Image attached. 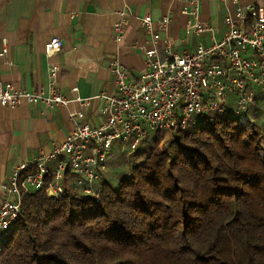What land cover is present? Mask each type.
<instances>
[{
  "label": "trees",
  "instance_id": "obj_1",
  "mask_svg": "<svg viewBox=\"0 0 264 264\" xmlns=\"http://www.w3.org/2000/svg\"><path fill=\"white\" fill-rule=\"evenodd\" d=\"M254 92L241 115L230 104L116 153L94 195L68 168L63 195L24 192L0 264H264V95Z\"/></svg>",
  "mask_w": 264,
  "mask_h": 264
},
{
  "label": "built area",
  "instance_id": "obj_2",
  "mask_svg": "<svg viewBox=\"0 0 264 264\" xmlns=\"http://www.w3.org/2000/svg\"><path fill=\"white\" fill-rule=\"evenodd\" d=\"M218 1L223 12L222 37L189 52L173 51L170 39L160 36L169 29L170 13L156 21L150 15L139 19L149 39L137 78L129 77L118 59L111 57L107 69L112 75L113 90L94 96L101 102L102 121L92 124L80 109L72 111L69 117L74 128L63 141L12 168L9 183L0 193V240L20 216L24 192L45 187L50 196L64 194L60 180L67 168L78 177L74 188L94 195L93 184L106 172L114 142L133 150L153 131L192 129L198 116L222 114L230 104L234 113L241 115L255 105L254 88L264 95V5ZM198 12L195 3L182 10L194 18L193 32L197 36L211 31L210 24L201 20ZM112 31L115 41L120 42L122 21L115 22ZM63 44L62 38H47L44 55H55ZM6 50L3 39L1 55ZM160 51L164 52L163 57ZM55 75L56 68L51 67L47 87L35 90L5 86L0 81V107L14 109L25 103L52 109L90 100H72L59 93L54 87ZM51 161L55 164L49 168L47 163Z\"/></svg>",
  "mask_w": 264,
  "mask_h": 264
},
{
  "label": "crops",
  "instance_id": "obj_3",
  "mask_svg": "<svg viewBox=\"0 0 264 264\" xmlns=\"http://www.w3.org/2000/svg\"><path fill=\"white\" fill-rule=\"evenodd\" d=\"M193 3L199 18L211 26V31L199 36L193 32L194 18L182 13ZM166 13L171 14V23L160 36L170 39L175 52L208 46L223 35L218 0H0V52L3 39L7 44L6 53H0V81L27 90L45 88L49 69L55 67L54 87L59 93L72 100L90 98L86 104L73 101L52 109L25 103L14 109L0 107V193L17 163L48 152L67 137L74 128L72 111L80 109L92 124L102 121L101 102L94 96L113 90L108 60L116 57L129 77L136 79L149 39L139 19L150 15L156 21ZM117 21H122L120 42L112 31ZM49 37L62 38L64 44L46 57L43 45Z\"/></svg>",
  "mask_w": 264,
  "mask_h": 264
},
{
  "label": "rangeland",
  "instance_id": "obj_4",
  "mask_svg": "<svg viewBox=\"0 0 264 264\" xmlns=\"http://www.w3.org/2000/svg\"><path fill=\"white\" fill-rule=\"evenodd\" d=\"M149 134H151V133H149ZM164 135L167 136L168 132H165ZM143 140H144V138L141 141H143ZM128 149L131 150L128 145H122L119 141H116L113 143L112 148H111V152H110L111 157L109 159V164H107V170H106L107 172L106 173H109V174L111 173V170H110L111 166L110 165L115 163L114 162L115 157H113V155H115L116 153L123 152V151H128ZM116 163H118V161Z\"/></svg>",
  "mask_w": 264,
  "mask_h": 264
}]
</instances>
